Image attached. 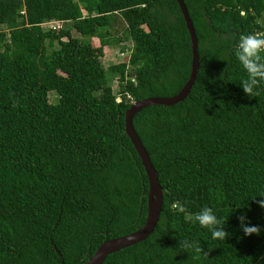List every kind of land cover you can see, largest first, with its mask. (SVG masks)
Listing matches in <instances>:
<instances>
[{
    "label": "trees",
    "instance_id": "obj_1",
    "mask_svg": "<svg viewBox=\"0 0 264 264\" xmlns=\"http://www.w3.org/2000/svg\"><path fill=\"white\" fill-rule=\"evenodd\" d=\"M183 2L194 81L182 100L132 117L161 186L159 217L102 264H264V85L245 95L235 57L239 36L264 34V0ZM118 25L127 60L103 67ZM72 30L99 44L80 48ZM190 62L176 0H0V264H83L144 223L147 179L124 112L176 94ZM203 206L225 218L224 240L190 220ZM241 211L258 234H243ZM179 236L202 250L179 248Z\"/></svg>",
    "mask_w": 264,
    "mask_h": 264
},
{
    "label": "water",
    "instance_id": "obj_2",
    "mask_svg": "<svg viewBox=\"0 0 264 264\" xmlns=\"http://www.w3.org/2000/svg\"><path fill=\"white\" fill-rule=\"evenodd\" d=\"M188 31L191 42V62L190 71L187 80L180 90L171 96H148L140 100L133 101L124 112V132L129 138L133 148L140 158L147 179L146 193V217L144 223L137 229L116 237L104 239L88 256L83 264H102L107 254L117 251L120 248L127 247L143 240L152 230L158 220L162 204V190L158 182L156 169L153 167L149 155L141 143L132 125L133 115L141 108L147 105L163 104L171 105L182 100L188 93L199 65L197 53V38L194 32L192 21L183 0H176Z\"/></svg>",
    "mask_w": 264,
    "mask_h": 264
},
{
    "label": "clouds",
    "instance_id": "obj_3",
    "mask_svg": "<svg viewBox=\"0 0 264 264\" xmlns=\"http://www.w3.org/2000/svg\"><path fill=\"white\" fill-rule=\"evenodd\" d=\"M47 23H52V21L45 22L43 25ZM235 57L244 72V75L238 82L243 93L249 97L256 96L260 86L264 85V34L248 33L239 36ZM258 203L261 208H264V199H261ZM176 207L180 211L183 210L182 204H178ZM236 219L238 226L245 236L248 234H258L261 230L256 225L246 224L247 217L243 211L237 215ZM190 220L197 223L201 228L208 229L211 238L214 240H224L229 235L223 227L225 218L218 216L208 206L201 207L194 217H190ZM179 248H192L197 252L202 250L200 243L181 236H179Z\"/></svg>",
    "mask_w": 264,
    "mask_h": 264
},
{
    "label": "rangeland",
    "instance_id": "obj_4",
    "mask_svg": "<svg viewBox=\"0 0 264 264\" xmlns=\"http://www.w3.org/2000/svg\"><path fill=\"white\" fill-rule=\"evenodd\" d=\"M56 23L52 22L49 23V25H43V26H54L55 27ZM125 26H117V33L116 35L122 37L121 41H118V43L115 44H111V45H105L103 46V56L101 57V62L103 67H107L108 65L116 62V61H120V62H126L129 51H123L120 52L118 51L119 47L122 46V44L129 46L131 44L129 38H128V34L125 31ZM72 34L74 36H78L80 39V48H85V47H89V46H97L99 44V39L96 37H92V36H80L76 31L72 30ZM111 82V86L113 88V90L115 91L117 89V83L115 80L110 81ZM118 97V96H117ZM49 99L50 101H54L55 100V96L53 93L49 94Z\"/></svg>",
    "mask_w": 264,
    "mask_h": 264
},
{
    "label": "built area",
    "instance_id": "obj_5",
    "mask_svg": "<svg viewBox=\"0 0 264 264\" xmlns=\"http://www.w3.org/2000/svg\"><path fill=\"white\" fill-rule=\"evenodd\" d=\"M46 25H49V23H47Z\"/></svg>",
    "mask_w": 264,
    "mask_h": 264
}]
</instances>
